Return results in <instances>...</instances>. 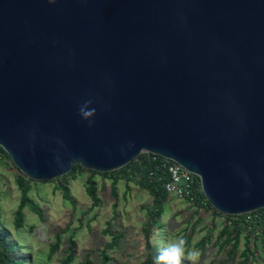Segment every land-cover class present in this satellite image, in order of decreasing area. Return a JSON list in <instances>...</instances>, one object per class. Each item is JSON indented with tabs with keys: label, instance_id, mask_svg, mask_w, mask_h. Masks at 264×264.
Masks as SVG:
<instances>
[{
	"label": "water",
	"instance_id": "1",
	"mask_svg": "<svg viewBox=\"0 0 264 264\" xmlns=\"http://www.w3.org/2000/svg\"><path fill=\"white\" fill-rule=\"evenodd\" d=\"M0 148L32 181L149 153L263 208L264 0H0Z\"/></svg>",
	"mask_w": 264,
	"mask_h": 264
},
{
	"label": "rangeland",
	"instance_id": "2",
	"mask_svg": "<svg viewBox=\"0 0 264 264\" xmlns=\"http://www.w3.org/2000/svg\"><path fill=\"white\" fill-rule=\"evenodd\" d=\"M17 171L10 160L0 154V233L5 243H15L13 255L24 257L23 264H59L65 255L67 239L73 240L74 259L71 264H100L99 253L105 250L109 264H141L145 253L141 226L146 222L147 211L153 205L152 196L132 181L119 179L115 183V195L110 193L111 180L93 174L98 204L89 208L91 199L85 191L88 170L82 168L75 176L67 178L66 187L70 200L63 197L55 180L35 181L28 191L29 199L41 211L39 217L25 206L22 209V226L15 228L14 211L19 201V190L15 182ZM98 173V172H97ZM201 216V217H199ZM160 242H157L155 258L170 243L183 238L185 257L189 252L198 253L195 264H241V253L245 240L238 236L235 253L227 258L230 244L220 247L214 241L223 225V219L210 210L195 208L185 200L168 198L159 217ZM120 234L112 248L104 244L111 239L110 233ZM58 232V247L48 256L49 247ZM208 234L201 249L197 243ZM224 236H219V242ZM248 261L245 264H264V243L261 236L247 242ZM170 263V262H169ZM181 264H191L186 258Z\"/></svg>",
	"mask_w": 264,
	"mask_h": 264
},
{
	"label": "trees",
	"instance_id": "3",
	"mask_svg": "<svg viewBox=\"0 0 264 264\" xmlns=\"http://www.w3.org/2000/svg\"><path fill=\"white\" fill-rule=\"evenodd\" d=\"M0 154L4 155L8 159L1 148ZM160 160L161 158L159 156H156V159L152 160L150 155L142 153L125 166L111 172L97 173L88 170L89 175L86 178L85 191L91 199L89 208L98 204L95 187L91 179L93 174H99L102 177L110 178V193L112 196L115 195V183L119 179H124V181L126 182L132 181L139 188L145 190L149 195L152 196V208L151 210L147 211L146 222H144V224L141 226V235L144 243L145 253L141 264H156L154 247L156 246L157 242H160V240H158V237H160V223L158 220L162 212L163 204L168 200V198H170L163 188V183L166 181V174L162 169L158 167V163H160ZM78 170L82 171V168L79 165L75 164L68 173L56 179H53L57 183L56 187L61 188V193L67 200H70L68 188L66 187L67 178L69 176H75ZM16 171L17 175L15 178V182L19 190V201L17 208L14 211L13 224L15 228H19L22 226V209L25 206L33 210L39 217L41 216V211L37 204L32 202L28 197V191L30 190L32 183H34L35 181L26 178L17 169ZM202 198L203 195L199 193L194 197L193 201L188 203L197 209L203 208L205 210H210L215 216H219L223 219L222 228L220 229L218 237L214 241V244L219 245L221 248L227 244H230V248L227 251V258H230L236 251L238 236L241 235L245 240V248L241 253V257L243 258L241 264H245V262L248 261L249 256L247 251L248 240L250 238L255 240L259 238V236H261L262 243H264V207L256 211L241 215H223L211 208L208 202H205V205H201L199 201ZM104 231L108 233L109 227L106 226ZM110 235V241L104 244L105 249L112 248L120 238V234L118 233H110ZM54 236L55 241L49 247L47 253L48 256H51L58 247V232H55ZM219 236H224V239L221 242H219ZM208 237V234L204 235V237L197 243L196 246L201 249L204 242L208 240ZM73 243L74 242L72 238L69 237L67 239L65 255L64 257H62L59 264H71L74 259ZM187 245L188 242L185 243V246ZM14 246L15 243L13 241L5 243L4 235L0 233V264H23L24 257L17 258L13 255ZM99 256L100 264H109L110 257L105 250H101ZM85 264H87V262Z\"/></svg>",
	"mask_w": 264,
	"mask_h": 264
},
{
	"label": "built area",
	"instance_id": "4",
	"mask_svg": "<svg viewBox=\"0 0 264 264\" xmlns=\"http://www.w3.org/2000/svg\"><path fill=\"white\" fill-rule=\"evenodd\" d=\"M146 154L150 155L152 160L156 159L157 155ZM160 158L158 167L166 174V181L163 183V188L169 197L191 202L197 194H202L199 180L194 174L169 159ZM199 202L201 205H205L207 201L203 196Z\"/></svg>",
	"mask_w": 264,
	"mask_h": 264
},
{
	"label": "clouds",
	"instance_id": "5",
	"mask_svg": "<svg viewBox=\"0 0 264 264\" xmlns=\"http://www.w3.org/2000/svg\"><path fill=\"white\" fill-rule=\"evenodd\" d=\"M55 0H49V3H54ZM93 101L91 99L86 100L79 107V115L83 120L89 121L91 125V118L95 115L96 109L94 107H89ZM185 243L183 238H178L176 241L168 244L160 254L155 258L156 264H181L182 259H187L191 264H195L198 259V253L192 251L189 252L187 257H185Z\"/></svg>",
	"mask_w": 264,
	"mask_h": 264
}]
</instances>
